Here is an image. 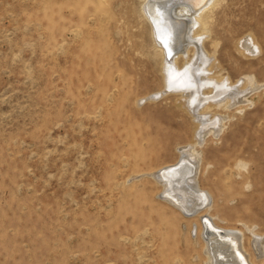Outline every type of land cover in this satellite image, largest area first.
<instances>
[{
	"label": "rangeland",
	"instance_id": "rangeland-1",
	"mask_svg": "<svg viewBox=\"0 0 264 264\" xmlns=\"http://www.w3.org/2000/svg\"><path fill=\"white\" fill-rule=\"evenodd\" d=\"M143 4L0 0V264H207L199 217L149 174L197 124L174 91L145 100L167 87ZM248 33L251 57L236 48ZM212 39L221 76L264 83V0H227ZM251 99L221 107L224 131L198 145L211 213L250 250L248 228L264 234V86Z\"/></svg>",
	"mask_w": 264,
	"mask_h": 264
},
{
	"label": "bare ground",
	"instance_id": "bare-ground-1",
	"mask_svg": "<svg viewBox=\"0 0 264 264\" xmlns=\"http://www.w3.org/2000/svg\"><path fill=\"white\" fill-rule=\"evenodd\" d=\"M178 1L144 0L142 12L151 27V47L154 55L162 58L163 86L167 87V90L154 93L145 100H156L157 96L167 95V92L180 94V106L196 122L197 128L193 140L178 146L180 156L175 162L149 174L162 184L161 198L173 203L185 216L199 217V223H192L190 233L197 228L198 236L204 241L207 264H258L253 255L262 258L260 264H264L263 233L248 228L250 250L242 230L222 227L216 222L218 216L211 213L213 194L199 180L203 158L198 148L206 141L209 132L218 136L224 131L226 116L218 113L221 107L229 110L246 102L250 104L251 95L264 83H255L248 77L235 83L229 77L221 76L222 65L216 57L220 43L211 40L213 51L206 45L218 11L227 0ZM236 48L245 57L261 51L250 33L240 38ZM180 57L184 62L178 66Z\"/></svg>",
	"mask_w": 264,
	"mask_h": 264
},
{
	"label": "water",
	"instance_id": "water-1",
	"mask_svg": "<svg viewBox=\"0 0 264 264\" xmlns=\"http://www.w3.org/2000/svg\"><path fill=\"white\" fill-rule=\"evenodd\" d=\"M178 2H181V0H180V1H178ZM183 2H184V0H183Z\"/></svg>",
	"mask_w": 264,
	"mask_h": 264
}]
</instances>
